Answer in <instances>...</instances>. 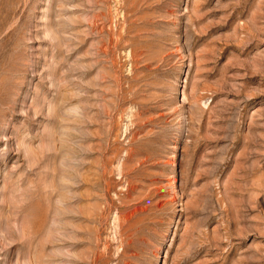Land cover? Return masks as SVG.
Here are the masks:
<instances>
[{
	"label": "rangeland",
	"instance_id": "374dc122",
	"mask_svg": "<svg viewBox=\"0 0 264 264\" xmlns=\"http://www.w3.org/2000/svg\"><path fill=\"white\" fill-rule=\"evenodd\" d=\"M0 264H264V0H0Z\"/></svg>",
	"mask_w": 264,
	"mask_h": 264
}]
</instances>
